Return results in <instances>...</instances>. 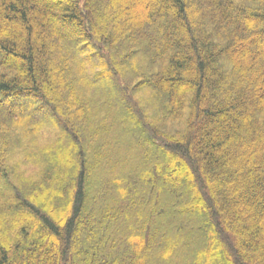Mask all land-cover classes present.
<instances>
[{
  "label": "trees",
  "instance_id": "16d2710c",
  "mask_svg": "<svg viewBox=\"0 0 264 264\" xmlns=\"http://www.w3.org/2000/svg\"><path fill=\"white\" fill-rule=\"evenodd\" d=\"M0 264H264V0H0Z\"/></svg>",
  "mask_w": 264,
  "mask_h": 264
},
{
  "label": "rangeland",
  "instance_id": "374dc122",
  "mask_svg": "<svg viewBox=\"0 0 264 264\" xmlns=\"http://www.w3.org/2000/svg\"><path fill=\"white\" fill-rule=\"evenodd\" d=\"M117 4H118V6H119L120 8H122V7H124V6H125V4H124V3H122V2H121V3H117ZM119 4H120V5H119ZM39 111H40V110H38V112H39ZM37 143H38V142H37ZM32 170H33V168H32ZM35 172H36V171H35ZM35 172H34V173H35Z\"/></svg>",
  "mask_w": 264,
  "mask_h": 264
}]
</instances>
